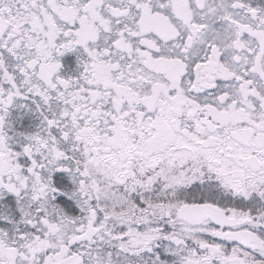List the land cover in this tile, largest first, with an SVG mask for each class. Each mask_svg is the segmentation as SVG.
<instances>
[{
	"label": "snow or ice",
	"instance_id": "snow-or-ice-1",
	"mask_svg": "<svg viewBox=\"0 0 264 264\" xmlns=\"http://www.w3.org/2000/svg\"><path fill=\"white\" fill-rule=\"evenodd\" d=\"M0 264H264V0H0Z\"/></svg>",
	"mask_w": 264,
	"mask_h": 264
}]
</instances>
